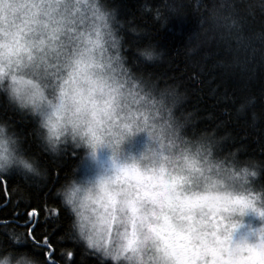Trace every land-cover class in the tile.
<instances>
[{"label":"clouds","instance_id":"obj_1","mask_svg":"<svg viewBox=\"0 0 264 264\" xmlns=\"http://www.w3.org/2000/svg\"><path fill=\"white\" fill-rule=\"evenodd\" d=\"M174 17L194 28L169 52ZM262 137L264 0H0V178L26 201L70 161L53 220L95 264H264ZM0 232V264H45Z\"/></svg>","mask_w":264,"mask_h":264},{"label":"trees","instance_id":"obj_2","mask_svg":"<svg viewBox=\"0 0 264 264\" xmlns=\"http://www.w3.org/2000/svg\"><path fill=\"white\" fill-rule=\"evenodd\" d=\"M121 5L122 12L127 15L130 9H135L136 0H117ZM194 28V21L190 17H174L170 19L168 25L156 32L153 37L160 47L169 52L179 49L186 41L187 36ZM163 67V66H161ZM174 70H183L182 62L177 59L174 63ZM195 79V75H193ZM206 83L202 85V103L207 108L212 103L214 91L220 88V81L215 72H210L203 78ZM233 81H229L232 84ZM200 88L201 85H194ZM264 144V137L260 142L249 141L250 148L257 150ZM30 150L36 152L35 145H30ZM42 163H48V157L41 154ZM70 161L65 162L63 168H57L48 163L50 179L43 186H28V199L22 200L19 194L14 192L17 185L22 184L19 177L0 178V226L16 225L26 233V243L24 247L45 261V264H95L91 257L82 256L81 250L75 248L63 238L64 224L53 220V216L60 215L59 211L53 207L52 190L57 180L62 176L63 171L69 167ZM32 208L37 210L38 215L30 218L28 213ZM53 209H56L54 212ZM51 210V211H50ZM47 217V219H46ZM29 228H33L31 236L28 235ZM4 234L0 232V239ZM48 237V247L44 243V238Z\"/></svg>","mask_w":264,"mask_h":264},{"label":"snow or ice","instance_id":"obj_3","mask_svg":"<svg viewBox=\"0 0 264 264\" xmlns=\"http://www.w3.org/2000/svg\"><path fill=\"white\" fill-rule=\"evenodd\" d=\"M53 211L55 212L56 209H53ZM28 215H29L30 218H32V217L38 215L37 210H36L35 208H32L31 211L28 213ZM46 219H47V217H46ZM32 232H33V228H29L28 235L31 236ZM44 243H45V245H47L48 247H51V245L48 243V237H45V238H44Z\"/></svg>","mask_w":264,"mask_h":264}]
</instances>
